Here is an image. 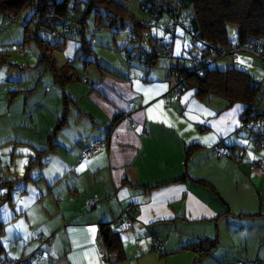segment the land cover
I'll return each instance as SVG.
<instances>
[{
	"label": "crops",
	"instance_id": "obj_1",
	"mask_svg": "<svg viewBox=\"0 0 264 264\" xmlns=\"http://www.w3.org/2000/svg\"><path fill=\"white\" fill-rule=\"evenodd\" d=\"M168 6L162 23L172 11L184 10L178 0H168ZM123 25L127 35L137 30L131 20ZM152 27L147 28L149 40H162L164 29L158 25L152 32ZM95 41L89 56L94 62L80 67L74 65L82 56L78 43L65 42L71 49L65 62L74 66V80L61 87L53 79L63 105H44L43 114L36 113L42 106L36 105L28 112L31 122L25 123L35 133L20 134L15 127L1 132L0 143H8V154L16 149L11 143L29 149L21 168L14 167L16 178L1 169L0 156V175L9 182L0 185V258L17 259L39 250L47 256L30 264H264V166L251 164L264 161V151L256 150L242 128L244 105H228L212 93L199 96L191 87L179 95L170 93L175 79L166 69L181 55L171 54L174 58L166 57L162 65L158 57L150 64L134 44L119 48L114 42V48L106 40ZM104 48L117 52V59L101 54ZM10 108L0 103L2 116ZM27 109L25 105L23 113ZM97 139L107 140V145L86 153ZM215 145L242 148L244 154L239 161L218 156ZM44 149L39 161L27 168ZM37 167L40 179L31 176ZM21 177L38 188L39 196L34 189L24 197L25 188L13 202L14 179ZM90 197L97 198L91 206ZM129 205L134 206V223L121 229L114 221ZM6 206H12L10 211ZM102 226L118 232L121 250H109L102 236L98 239ZM200 241L214 244L199 252L195 248Z\"/></svg>",
	"mask_w": 264,
	"mask_h": 264
},
{
	"label": "trees",
	"instance_id": "obj_2",
	"mask_svg": "<svg viewBox=\"0 0 264 264\" xmlns=\"http://www.w3.org/2000/svg\"><path fill=\"white\" fill-rule=\"evenodd\" d=\"M178 2L184 10L181 13L172 11L168 21L176 20L178 26L183 29L187 25L190 26V31L185 30V32L190 35L195 49L190 53L189 63L185 62L182 56H179L173 59V63L167 67L166 73L172 71L175 82L182 84L184 89L189 87L196 89L199 96L212 93L223 97L228 105L242 103L244 105L242 125L252 128L251 131L244 129L245 133L250 137L256 150L264 151V92H262L261 83L254 80L244 69L234 65L225 68L211 67L212 62H215L217 57L226 56L222 55L219 50L228 47L232 42L244 43L247 40L264 38V0H178ZM101 6L107 11L113 10V15H109L110 21L107 24H102L99 20V25L97 24L98 27L95 29H103L104 27L112 29L115 27L116 31L114 33L117 32L125 20L120 18L119 25L116 24L118 11L121 7H124L116 0H0V16L7 17L15 22L19 21L21 14L25 18H29L23 24V39L24 41L32 39L37 43L40 49L39 63L43 62L45 67L52 71L54 81L63 87V84L74 80V66L68 62L57 66L55 59L49 52L52 49L59 48L58 45H63L68 37L67 33L72 32L74 38L79 42L78 51L83 56L84 65L94 62V58L89 57L91 52L94 53L92 47L94 39L93 36L86 37V30L92 11L96 13L97 8ZM148 7L144 0H140V9L152 18L148 24L137 21L131 13L128 15L126 21L131 20L137 30L135 28L130 29L127 36L134 44V50L140 55L139 57L152 64L158 57L168 56L165 55V52L159 54L154 49L147 48L145 51L137 40L130 39L129 33L132 32L136 35V38H139L140 32L147 30L152 24L159 25L164 29L165 26L163 27L160 24L161 22L155 24L154 19L159 18L162 21L164 12L169 13L170 11L168 0H165L160 15ZM32 18H35L33 28L29 26ZM229 24L238 28V36L233 40L228 39L227 25ZM42 28L48 30L51 41L38 37L39 30ZM192 35L196 38L194 41H192ZM149 38V34L144 36L145 40H149ZM149 42L152 46L156 42L159 43L160 40L150 39ZM197 50L202 53L200 59L195 57ZM125 54L127 58L130 56L129 51H126ZM168 58L171 59L172 57ZM63 102L64 105H67L68 101L65 96H63ZM59 127L60 124H57L56 129ZM56 129L49 135V141L54 137ZM50 147L49 144L48 148ZM226 147L229 153L223 156L231 157L233 160H236L233 155H239L241 159L244 154L242 148L241 150H235L232 146ZM45 151L46 149L37 151L36 159L32 158L27 168L37 160L39 161L37 158ZM189 152L190 149H187V155H189ZM255 161L258 160L255 159L251 164ZM28 173L29 170H27L25 176ZM5 183L8 184L9 182L6 181ZM9 187V192L6 194L7 199L10 198V189H12L11 185ZM100 234L109 250L120 249L121 241L118 232L112 231L108 226H102ZM196 244L195 249L197 251H205L206 253L208 248L213 246L214 241L208 243L209 245L206 241H200ZM205 246H208V248L206 249Z\"/></svg>",
	"mask_w": 264,
	"mask_h": 264
},
{
	"label": "rangeland",
	"instance_id": "obj_3",
	"mask_svg": "<svg viewBox=\"0 0 264 264\" xmlns=\"http://www.w3.org/2000/svg\"><path fill=\"white\" fill-rule=\"evenodd\" d=\"M116 1L121 3L126 8L125 9L124 7H121L120 10L118 11V19L116 23L117 25H119L120 18H123L125 20L124 22H127L126 20L128 19V15H130V13L133 16H135L137 20L143 23L148 24L151 22L152 18L150 17V15L146 14V12L140 9V0H116ZM102 7L103 6L98 7L96 13L95 11H92L91 15L89 16L87 30H86V37L89 38L93 36L94 41L95 39H99V38L106 40L111 44L109 46L114 48L116 44L117 46H119V48H121L124 45V43H128V48L130 47L132 48L133 46L132 41L126 37L128 29L125 25H123V27L119 29L120 32L117 35H115L116 32L114 33V31H116L115 27H113L112 29L110 27H104L103 29H95L99 25V20L102 22V24H107L110 21L109 15L110 14L113 15V10H110L112 11L110 12ZM27 19L29 18H25L22 14L20 15L19 21L17 22L11 21L7 17L0 16V103L5 106L11 105L9 113L12 114V115L10 114L11 117L9 116V113L6 114L5 116H2L3 111L2 112L0 111V135H2L1 132L8 130V127L10 128L15 127L17 132H20V134H24V133L26 135L33 134L35 133L33 132L34 130L30 129V126H27L25 123V121L31 122L30 116L28 114L29 111H33L36 105L39 106L42 105L41 107L36 109V113L43 114L47 112L44 105H58V102H60V104L63 105L61 97L59 95H55L56 84L53 82L52 71L49 68L45 67L43 62L39 63L38 61L40 56V49L37 43L32 39L26 41H24L23 39V24H25V21H27ZM160 22L162 23L161 20ZM34 23H35V18H32V20L29 22V26L33 28ZM152 26H153L152 32H154L155 31L154 27H156V25L152 24ZM162 31H163L162 41L165 43H169L171 41V37L173 36H171L170 33L164 30ZM227 32H228L229 40H233L238 36V28L235 25H231V24L227 25ZM176 34L178 35H176L173 42L171 41V43H169L170 48L168 50H170L171 54H173L175 57L177 55H181L184 58L185 62L189 63L190 53H192L195 49L193 48L190 35L187 32H185L183 28L179 26L176 28ZM67 36L68 37L66 41L72 40V45L76 46L78 43V47H79V42L77 41V39L74 40V33L68 32ZM38 37L40 39H44L47 41L52 40L50 38L48 30H46L45 28L39 30ZM95 42L98 43L99 41H95ZM114 42L116 44H114ZM16 43H23L24 46L26 47L27 53L24 56L17 55L12 50L13 44ZM96 43L93 42L94 46H96ZM58 47L59 48L52 49L51 52H49L48 50V52L55 59L56 65L60 66L65 62V59H67L66 55L69 53L71 49L69 43L58 45ZM107 49L111 50L110 48ZM101 52L102 51H100V53ZM101 54H105L106 56L110 55V57H115L117 59V52L113 53L112 50L107 52L106 49L104 48L103 53ZM82 58L83 56H81V59H76L74 61V65H76L77 67L82 66L83 64ZM165 59L167 58L161 56L159 58L158 65L159 63L160 65H162L166 61ZM229 65L240 67L244 69L246 72H248L254 80L259 81L261 83L262 92H264V66L262 65V62L260 61L259 57L244 52L241 53L240 59L237 61H235L229 55L220 56L216 58L215 62H212L211 67L225 68ZM157 67L160 68V66ZM82 72L84 73L90 72V70L84 71L82 68ZM4 97H6V100H2V98ZM25 105H28V109H29L25 111L26 115H24L25 113H23ZM45 124H46L45 120L40 122V126L44 127ZM13 144L14 147H16V149L14 151V149L12 150V148H10L11 154L10 153L8 154L7 151L9 148L6 146L8 145V143L6 142L0 143V156L4 155L3 157L4 162H2L1 169L5 170L10 178L12 177L16 178V175H14L13 173L14 167L17 164L16 165L17 168H21L23 161L26 158L27 149H29L27 148L28 145L24 146L23 144L20 143H11V146ZM11 157H14L12 163H11ZM8 170H12L11 171L12 173H9ZM38 171H39L38 167L32 171L31 173L32 178L40 179V173ZM35 172L37 176H35ZM41 180H39L38 182L42 183L43 181L41 182ZM14 182L15 185L12 193L13 202H15V198L19 196L18 191L25 188H27V192L25 193L24 197L30 195L34 189H37V194L35 197L39 196L38 194L39 190L37 187L34 188L32 186V182H27L26 184V182H24L22 177L19 179H14ZM11 207L6 206L5 209L10 211ZM1 216L3 217V220H5L4 215L1 214ZM14 224L17 226V220H15ZM7 234H8V230H7ZM3 240L4 237L2 238V241ZM42 253L44 257L47 256L44 251Z\"/></svg>",
	"mask_w": 264,
	"mask_h": 264
},
{
	"label": "built area",
	"instance_id": "obj_4",
	"mask_svg": "<svg viewBox=\"0 0 264 264\" xmlns=\"http://www.w3.org/2000/svg\"><path fill=\"white\" fill-rule=\"evenodd\" d=\"M147 4V6H149L148 8L153 9V11L160 15L161 12L163 11V5L165 0H144ZM155 24H159L160 23V19L156 18L154 19ZM164 28V31L170 33L171 36H173L174 33V29L178 26V23L176 20H170L166 23H160ZM184 30L186 31H190V26L187 25ZM148 32L147 30H142L140 32V37L136 38V35L134 33H129L130 39H135L137 40L138 44L143 47V49L146 51L147 48L149 49H154L157 50L158 53H162L165 52V55H167L168 57H172L170 50H168L169 47V43H171V41L169 43H165V42H156L154 45H150V42L148 40L144 39V36L147 35ZM196 38L195 36L192 35V41H194ZM12 50L15 52V54L17 55H24L27 52L26 47L24 46L23 43H19V44H14L12 46ZM219 52L222 55H229L231 56L235 61L240 59L241 53H248V54H252L255 55L257 57L260 58V61L262 62V65L264 66V38H258V39H254V40H247L244 43H237L236 41L232 42L228 47H224L222 49L219 50ZM196 58L200 59L202 57V53L200 50H197ZM173 58V57H172ZM168 77L173 76L175 79V76L173 74L172 71L167 72L166 73ZM184 86L180 83L175 82L169 92L173 93L175 95H179L182 91H184ZM263 98V96H262ZM131 119V118H129ZM242 128L247 130V131H251L252 128L246 126V125H242ZM107 145V140L104 139H97L95 141L92 142L91 146L89 147L88 150H86V153L88 154H95L97 152H99L101 150L102 147H105ZM213 151L216 155L218 156H223V155H227L229 153L227 147L223 146V145H215L213 147ZM233 157L236 160L240 159L239 155H233ZM252 166L255 168H263V162L258 160L252 163ZM7 181V179L3 176H0V184L5 183ZM97 201L96 197H90L87 200V205L91 206L93 205L95 202ZM133 211H134V206L129 205L127 206L124 210H123V215L119 218H117L114 221L115 226L120 227L121 229H129L133 226L134 223V217H133ZM98 239L101 240V234L99 233ZM42 254L41 252L38 251H34L31 253H28L24 256H22L21 258H17V259H2L0 258V264H30L31 261L36 260V259H41L42 258ZM101 256L103 259H108V255L105 251H101ZM235 264H256L255 261H243V260H239L237 261Z\"/></svg>",
	"mask_w": 264,
	"mask_h": 264
}]
</instances>
